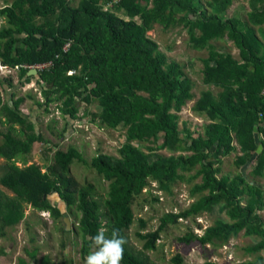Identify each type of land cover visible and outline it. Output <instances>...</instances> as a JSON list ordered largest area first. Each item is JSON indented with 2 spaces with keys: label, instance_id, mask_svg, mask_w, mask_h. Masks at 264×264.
<instances>
[{
  "label": "trees",
  "instance_id": "trees-1",
  "mask_svg": "<svg viewBox=\"0 0 264 264\" xmlns=\"http://www.w3.org/2000/svg\"><path fill=\"white\" fill-rule=\"evenodd\" d=\"M1 1L5 23L0 27V63L17 73L20 87L10 78L0 80V87L6 92V84L10 90L8 100L0 93V124L6 125L0 128V237L25 220L31 206L49 213L56 223L76 217L84 262L96 250L91 237L105 227L107 237L117 229L127 241L121 264H151L129 244L135 202L151 183L171 194L173 185L189 173V181L200 179L192 188V196L199 195L196 202L183 212L164 214L155 231L144 233L147 222L138 219L136 237L144 252L157 249L168 226L219 206L231 222L218 220L203 235L191 228L178 242L219 246L244 232L261 240L246 248L255 258L239 264H264V186L257 181L264 180V0H250L245 20L231 16L235 0ZM156 25L165 30L181 26L193 49L207 51L201 72L208 88L192 108L206 121L202 130L179 129L183 107L195 98L194 82L148 34ZM225 39L239 50V58L216 45ZM32 68L38 73H31ZM32 82L44 98L31 96L35 105L45 114L56 105L66 128L78 121L81 104L97 103L99 111L92 114L97 125L125 129L119 155L100 153L88 161L74 146H56L53 162L28 166V155L44 138L20 109L25 99L16 90ZM235 152L241 153L235 159L237 169L250 165L251 176L239 172L219 177L222 157ZM75 162L108 183L103 204L92 184L81 186L70 174ZM30 241L17 264H58L41 254L35 236ZM171 262L185 264L182 255ZM61 264L74 262L63 257Z\"/></svg>",
  "mask_w": 264,
  "mask_h": 264
},
{
  "label": "rangeland",
  "instance_id": "rangeland-1",
  "mask_svg": "<svg viewBox=\"0 0 264 264\" xmlns=\"http://www.w3.org/2000/svg\"><path fill=\"white\" fill-rule=\"evenodd\" d=\"M205 2L206 0H200ZM78 0L74 1V5ZM250 0H235L230 9L231 16L238 15L243 20L247 18L250 11ZM4 2H0V9ZM5 23L0 18V27ZM148 34L160 46V49L166 54L170 61H177L184 66L186 74L194 82L195 98L185 105L180 113L179 129L202 130L205 120L193 112V106L200 96V93L208 87L202 83V59L207 56V51H197L191 47L190 36L181 26L170 29H163L156 25ZM216 45L223 51L231 52L239 58L240 53L236 46L228 40H223ZM12 79L13 85L20 87L18 75L16 72L3 68L0 65V80ZM6 92L0 87V93L3 99H10V90ZM15 91V90H12ZM18 97L25 99L20 109L26 115L35 121L37 128L40 130L44 140L34 145L32 152L27 157V165L38 164L45 167L53 162L55 150L58 146L61 149H67L69 146L76 147L86 158L91 159L97 154L104 153L118 156V150L125 140L124 128H109L99 126L92 120V114L99 111L97 103L90 106L81 104L79 118L76 122L67 125L66 121L56 105L52 106L51 113L45 114L44 109L35 105V99L44 101L39 86L32 82L23 88L16 90ZM5 94V98H4ZM0 128L5 130L6 125L0 124ZM2 137H0V143ZM48 141V142H47ZM237 144V143H236ZM50 148V149H48ZM163 155H169L166 151H159ZM241 154L233 153L231 156L222 157L221 174L235 175L239 172L251 176L252 166L245 167L242 170L237 169L235 165L236 157ZM4 163V160L2 164ZM23 166L22 162H18ZM1 168V167H0ZM1 170V169H0ZM2 173V171H1ZM0 173V174H1ZM70 174L78 181L81 186L92 184L94 195L101 204L107 195L108 183L102 180L95 170L75 162L71 166ZM191 174L187 173L186 178L178 180L172 187V193H164L157 188L155 183H151L139 197L134 205L135 222L128 232V240L132 250L147 258L151 264H172L171 259L175 255H182L185 264H204L206 261L216 262L218 264H239L244 261L253 260L255 255L249 254L246 248L255 246L261 240L259 237H248L242 232L236 237L222 245H206L202 247L199 244L186 245L178 242L177 238L187 234L191 228L198 235H203L207 226L213 225L218 220L231 222V218L226 211H222L219 206L214 207L211 212L203 213L196 219L180 220L177 225H170L161 234V239L157 242V249L151 252H144L143 242L136 237V231L139 230L138 219L147 222L144 233L155 231L159 225L160 218L166 213H180L188 209L199 195L192 196V188L200 182V179L189 181ZM251 179V178H249ZM258 183L264 186V180L258 178ZM155 199H158L157 201ZM64 211H67L64 203H60ZM104 210V209H102ZM74 211V210H73ZM264 218V212H261ZM67 218L70 224L69 233L63 230L66 228L64 219ZM59 222H55L51 215L46 212H37L31 206L26 207V218L12 230H8L6 237H0V264H17L19 258L25 257V250L31 245V239L36 237L37 244L41 247L42 255H51L54 261L61 264L63 257L72 259L74 264H85L80 255L81 234L77 232V220L74 215H68ZM30 223V228L27 223ZM64 245V247H63ZM263 254V253H261Z\"/></svg>",
  "mask_w": 264,
  "mask_h": 264
},
{
  "label": "clouds",
  "instance_id": "clouds-1",
  "mask_svg": "<svg viewBox=\"0 0 264 264\" xmlns=\"http://www.w3.org/2000/svg\"><path fill=\"white\" fill-rule=\"evenodd\" d=\"M106 231L105 227H101L97 234L91 237L96 250L86 257L85 264H121L124 258V244L127 241L117 229H113L111 238L106 236Z\"/></svg>",
  "mask_w": 264,
  "mask_h": 264
},
{
  "label": "water",
  "instance_id": "water-1",
  "mask_svg": "<svg viewBox=\"0 0 264 264\" xmlns=\"http://www.w3.org/2000/svg\"><path fill=\"white\" fill-rule=\"evenodd\" d=\"M31 73L37 74L38 71H37V70H33ZM256 131H257V128H256ZM258 152H259V153L262 152V145H260ZM64 222H65V225H66V231H70L69 220H68L67 218H65V219H64Z\"/></svg>",
  "mask_w": 264,
  "mask_h": 264
},
{
  "label": "crops",
  "instance_id": "crops-1",
  "mask_svg": "<svg viewBox=\"0 0 264 264\" xmlns=\"http://www.w3.org/2000/svg\"><path fill=\"white\" fill-rule=\"evenodd\" d=\"M1 65V63H0ZM2 67V66H1ZM2 162H3V159L0 158V167H2ZM1 169V168H0Z\"/></svg>",
  "mask_w": 264,
  "mask_h": 264
},
{
  "label": "built area",
  "instance_id": "built-area-1",
  "mask_svg": "<svg viewBox=\"0 0 264 264\" xmlns=\"http://www.w3.org/2000/svg\"><path fill=\"white\" fill-rule=\"evenodd\" d=\"M4 68V67H3ZM38 68H41V67H38ZM5 69V68H4ZM34 69L32 68V71H33Z\"/></svg>",
  "mask_w": 264,
  "mask_h": 264
}]
</instances>
